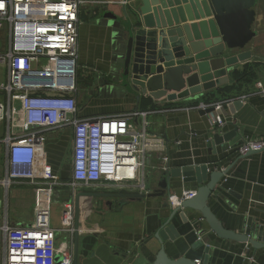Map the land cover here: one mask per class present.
<instances>
[{"label": "crops", "instance_id": "1", "mask_svg": "<svg viewBox=\"0 0 264 264\" xmlns=\"http://www.w3.org/2000/svg\"><path fill=\"white\" fill-rule=\"evenodd\" d=\"M85 1L77 24V115L94 118L139 110L140 98L148 97L151 106L140 110L146 112V129L160 136L165 147L147 161L145 182L149 191L160 187L166 191L163 196L131 197L126 194L139 192L112 183L71 188L67 185L72 169L69 126L45 133L33 181L5 183L6 147L2 139L8 131L17 134L21 126L20 101L14 98L10 130L7 122L0 120V264L2 225H29L39 206L51 210L50 225L56 232V244L70 254L72 264H151L161 244L153 234L159 222L169 216L167 196L181 197L183 192L195 189L194 182H183L180 177H171L169 187L159 185L162 156H167L169 168L215 162L216 167H212L213 163L208 165L209 171L220 170L232 164L239 155L238 148L224 150L217 145L209 151L206 140L211 134L230 130L229 123L233 122L243 141L264 139V93L257 86L258 82L264 86L263 16L258 15L253 24L257 34L246 49L250 57L226 69L227 82L174 101L156 100L148 95H140L138 100V91L124 74L128 31L136 20L128 10L135 8L138 0ZM246 63L253 64L256 78L236 82L233 72ZM236 99L241 103L231 112L228 106ZM200 103H221L222 107L200 114L196 108ZM216 116L222 124H212ZM217 186L220 196L213 194L208 204L226 228L240 231L247 217L264 224V150L237 160ZM79 192L84 193L77 196ZM185 213L186 223L178 213L172 217L174 229L180 235L174 241L163 242L169 257L202 260L203 246L191 247L199 235L210 247L208 264H264V246L254 248L248 243L219 238L198 212L185 209Z\"/></svg>", "mask_w": 264, "mask_h": 264}, {"label": "built area", "instance_id": "2", "mask_svg": "<svg viewBox=\"0 0 264 264\" xmlns=\"http://www.w3.org/2000/svg\"><path fill=\"white\" fill-rule=\"evenodd\" d=\"M85 0H0V120L10 130L13 122L12 100L20 101V131H8L2 142L6 147L5 183L33 181L38 152L45 133L54 129H72L71 188L98 187L104 183L149 192L145 168L152 154L164 150L160 136L147 131L146 112L132 110L94 118L79 117L77 91V24ZM257 86L264 93V86ZM221 103H200L205 109ZM213 125L222 124L219 116ZM264 139L245 140L237 152L260 150ZM166 170L167 156L160 159ZM169 196L170 204L191 197ZM51 210L36 207L33 220L26 226L4 223L1 264H72V257L56 244V232L50 225ZM71 232L73 229L70 228ZM199 237V235H198ZM200 264V259H194Z\"/></svg>", "mask_w": 264, "mask_h": 264}, {"label": "water", "instance_id": "3", "mask_svg": "<svg viewBox=\"0 0 264 264\" xmlns=\"http://www.w3.org/2000/svg\"><path fill=\"white\" fill-rule=\"evenodd\" d=\"M257 3L258 0H138L136 7L128 10L136 20L128 31L124 60V74L131 87L138 91L137 99L148 95L156 100L174 101L227 82L226 69L250 57L246 49L257 34L253 27ZM240 103L236 99L228 108L233 112ZM214 110L210 106L199 112L206 114ZM229 125L230 130L214 132L206 140L209 151L217 145L235 151L243 143L237 126L233 122ZM260 150L239 154L231 165L220 170L209 171L208 165L213 163L212 167H216L215 162L171 168L166 165L167 169L160 173L159 185L169 187L171 177H180L183 182H194L195 189L191 197L179 199L174 205L168 203L169 216L159 222L153 234L161 244L151 264H196L186 256L171 258L164 249L165 240L174 241L180 235L174 229L172 217L178 213L183 223L188 221L185 209L198 212L219 238L248 243L254 248L264 246V224L247 217L240 231L226 228L208 204L210 196H220L217 185L234 163ZM165 191L160 187L126 196H163ZM77 238L75 232V245ZM199 246H203L200 264H208L210 247L200 236L191 247Z\"/></svg>", "mask_w": 264, "mask_h": 264}, {"label": "trees", "instance_id": "4", "mask_svg": "<svg viewBox=\"0 0 264 264\" xmlns=\"http://www.w3.org/2000/svg\"><path fill=\"white\" fill-rule=\"evenodd\" d=\"M233 74H234V80L236 82H250V81H252L253 79L256 78V71H255V69L253 67V64H249V63H246V64L242 65L241 69L240 70H235L233 72ZM228 100H230V99H228ZM151 103L152 102H151V100L148 97L142 96L140 98L139 103H138V109L139 110H141V109L143 110V109L151 106Z\"/></svg>", "mask_w": 264, "mask_h": 264}, {"label": "rangeland", "instance_id": "5", "mask_svg": "<svg viewBox=\"0 0 264 264\" xmlns=\"http://www.w3.org/2000/svg\"><path fill=\"white\" fill-rule=\"evenodd\" d=\"M256 9L258 10L256 13V17L258 15H260V16H263V18H264V0H260L259 6H256ZM256 70H257V68H256ZM5 78H6L5 67L2 66L0 68V81H5Z\"/></svg>", "mask_w": 264, "mask_h": 264}, {"label": "flooded vegetation", "instance_id": "6", "mask_svg": "<svg viewBox=\"0 0 264 264\" xmlns=\"http://www.w3.org/2000/svg\"><path fill=\"white\" fill-rule=\"evenodd\" d=\"M259 3H260V0H258L257 6L259 5Z\"/></svg>", "mask_w": 264, "mask_h": 264}]
</instances>
